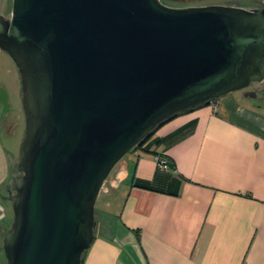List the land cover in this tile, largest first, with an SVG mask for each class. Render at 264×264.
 <instances>
[{
    "label": "water",
    "instance_id": "1",
    "mask_svg": "<svg viewBox=\"0 0 264 264\" xmlns=\"http://www.w3.org/2000/svg\"><path fill=\"white\" fill-rule=\"evenodd\" d=\"M0 51L18 71L25 120L5 264H81L125 155L161 122L264 83V3L12 0ZM0 105L5 120L2 87Z\"/></svg>",
    "mask_w": 264,
    "mask_h": 264
},
{
    "label": "crops",
    "instance_id": "2",
    "mask_svg": "<svg viewBox=\"0 0 264 264\" xmlns=\"http://www.w3.org/2000/svg\"><path fill=\"white\" fill-rule=\"evenodd\" d=\"M6 66L0 51L4 90ZM214 103L170 118L117 164L81 264H264V99L238 91ZM18 155L0 142V189Z\"/></svg>",
    "mask_w": 264,
    "mask_h": 264
},
{
    "label": "rangeland",
    "instance_id": "3",
    "mask_svg": "<svg viewBox=\"0 0 264 264\" xmlns=\"http://www.w3.org/2000/svg\"><path fill=\"white\" fill-rule=\"evenodd\" d=\"M162 4L169 7H188V6H199V5H217L219 2H223L224 0H183V1H170V0H161ZM264 3V0H260ZM11 8H12V0H0V16L8 19L11 16ZM2 55L7 59V66L4 68V75L6 76V93L8 95V102L10 104L11 113L9 117H7L5 123L0 119V127L2 128V133H0V142L12 156L13 154L17 156L20 151V144L23 139L24 130H25V120L24 114L21 109V93H20V78L18 71L16 69L13 61L8 57V55L2 52ZM258 84H253L252 87H256ZM260 90L262 91L257 96L258 99H264V84L260 85ZM262 94V95H260ZM257 100V99H255ZM254 99L249 100L247 102L251 104H255L256 101ZM246 101V100H244ZM262 101H259V103ZM129 154L125 155L123 159L128 157ZM18 159L19 155L16 159L15 166L18 167ZM20 175L19 172H16L14 176L18 177ZM15 178V177H14ZM12 180H10L9 185L12 184ZM105 188L103 187L97 201L95 203V209L100 210L102 203L105 204L109 201L110 194H103ZM110 191V188H108ZM107 208L106 210H108ZM0 230L1 229H9L13 219V211L11 201L7 197V192L5 188L0 189ZM95 219L100 222L99 215L97 212L95 213ZM122 244H127L126 242H122ZM2 247V233L0 231V264H5V258L3 252L1 251ZM126 248V249H125ZM123 246V253L131 255L133 257L135 252L127 246Z\"/></svg>",
    "mask_w": 264,
    "mask_h": 264
},
{
    "label": "flooded vegetation",
    "instance_id": "4",
    "mask_svg": "<svg viewBox=\"0 0 264 264\" xmlns=\"http://www.w3.org/2000/svg\"><path fill=\"white\" fill-rule=\"evenodd\" d=\"M226 1H228V0H224L223 2H219L218 4H222V3H224V2H226ZM245 91H247L249 94H245L244 93V95L246 96V97H248V98H257V96L259 95V93H261L262 91L260 90V89H257V88H254V87H252V86H250L248 89H246ZM245 91H243V92H245ZM251 92H255V97H252L253 95L251 94ZM260 95H262V94H260ZM1 121H3L4 123H5V121H6V119L4 120H2V118H1ZM6 192H7V197H8V199L9 200H12V197H13V195H14V192L12 191V189H11V185L8 187V189H6ZM2 217H3V215H2ZM1 216H0V218H2ZM1 231V233H2V245H3V236H4V234L7 232V229H1L0 230ZM1 251H2V247H1ZM3 252V251H2Z\"/></svg>",
    "mask_w": 264,
    "mask_h": 264
},
{
    "label": "built area",
    "instance_id": "5",
    "mask_svg": "<svg viewBox=\"0 0 264 264\" xmlns=\"http://www.w3.org/2000/svg\"><path fill=\"white\" fill-rule=\"evenodd\" d=\"M170 1H178V0H170ZM159 2L162 3L161 0H159ZM210 102L213 104V108L215 109L217 107V105L214 103V101H210ZM155 161H156V165H157L158 169H160L162 171L169 170L168 161L164 157L156 156Z\"/></svg>",
    "mask_w": 264,
    "mask_h": 264
},
{
    "label": "trees",
    "instance_id": "6",
    "mask_svg": "<svg viewBox=\"0 0 264 264\" xmlns=\"http://www.w3.org/2000/svg\"><path fill=\"white\" fill-rule=\"evenodd\" d=\"M215 100H216V99H215ZM212 101H214V100H212ZM209 103H210V102H209ZM206 104H207V103H206ZM169 119H170V118H169ZM169 119H167V120H169ZM167 120H165V121L161 122L160 124H158V125L156 126V128L159 127V126H160L161 124H163L164 122H166ZM156 128H155V129H156ZM155 129H154V130H155ZM154 130H153V131H154ZM153 131H152V132H153ZM152 132H151V133H152ZM84 254H85V252H84ZM83 256H84V255H83ZM82 260H83V258L81 259V263H82Z\"/></svg>",
    "mask_w": 264,
    "mask_h": 264
}]
</instances>
